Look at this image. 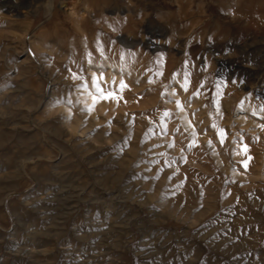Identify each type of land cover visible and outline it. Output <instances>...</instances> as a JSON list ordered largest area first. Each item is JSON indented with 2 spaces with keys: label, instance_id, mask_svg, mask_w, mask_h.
<instances>
[{
  "label": "rangeland",
  "instance_id": "374dc122",
  "mask_svg": "<svg viewBox=\"0 0 264 264\" xmlns=\"http://www.w3.org/2000/svg\"><path fill=\"white\" fill-rule=\"evenodd\" d=\"M0 264H264V0H0Z\"/></svg>",
  "mask_w": 264,
  "mask_h": 264
},
{
  "label": "snow or ice",
  "instance_id": "6c2138e0",
  "mask_svg": "<svg viewBox=\"0 0 264 264\" xmlns=\"http://www.w3.org/2000/svg\"><path fill=\"white\" fill-rule=\"evenodd\" d=\"M113 97L112 92H108L105 98L111 99Z\"/></svg>",
  "mask_w": 264,
  "mask_h": 264
}]
</instances>
